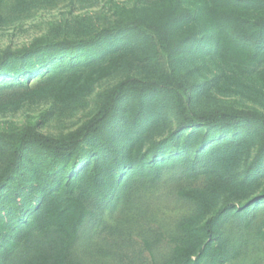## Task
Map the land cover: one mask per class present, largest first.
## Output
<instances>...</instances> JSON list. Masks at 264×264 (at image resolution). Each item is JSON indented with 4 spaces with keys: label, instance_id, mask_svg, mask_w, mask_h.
I'll return each mask as SVG.
<instances>
[{
    "label": "trees",
    "instance_id": "1",
    "mask_svg": "<svg viewBox=\"0 0 264 264\" xmlns=\"http://www.w3.org/2000/svg\"><path fill=\"white\" fill-rule=\"evenodd\" d=\"M157 47L169 57L173 76L121 80L107 91L90 120L70 135L54 136L35 124L22 126L14 141L0 132V143L9 149L0 169V264H38V260L29 259L31 253L41 245H52L56 233L64 238V251L72 250L86 221L94 216L77 194L85 177L95 207L103 205L124 174L129 178L136 173L144 181L139 186L123 182L118 196L143 200L166 176L179 180L202 174L229 175L239 164L238 143L230 137L245 132L255 136L257 149L239 183L264 169L263 110L229 105L189 114L178 93L166 85L173 79L177 87L186 86L181 67L207 51L236 72L264 81V0H152L117 6L113 23L88 37L50 40L40 36L27 45L0 50V80L31 78L61 56L83 58L86 68L69 73L56 86L55 99L65 102L86 94L99 78L115 72L124 51L133 50L140 61H146ZM171 96L179 102V124L144 150L140 140ZM122 100L127 101L128 114L111 133L116 107ZM116 134L122 139L121 146H127V159L119 157ZM90 135L104 150L102 156L111 158L107 169L94 160L86 175L82 171L85 161L77 163L81 143ZM180 185L174 187L176 194L190 206L198 205L196 192ZM39 194L43 198L57 195L65 202L45 200L42 209L41 200L37 202ZM38 210H42L38 221L27 218ZM230 223L226 204L205 217L187 213L174 232L176 244L163 260L151 264H225L238 258H257L255 252L261 251L257 240H264V221L257 220L256 214L249 216L245 224L248 232L241 226L240 214ZM23 227L27 231L22 230L16 239ZM35 229L44 231L35 233Z\"/></svg>",
    "mask_w": 264,
    "mask_h": 264
},
{
    "label": "rangeland",
    "instance_id": "2",
    "mask_svg": "<svg viewBox=\"0 0 264 264\" xmlns=\"http://www.w3.org/2000/svg\"><path fill=\"white\" fill-rule=\"evenodd\" d=\"M144 1L152 0H0V50L7 46L18 48L27 45L40 36L50 40L88 37L113 23L117 6L138 5ZM122 54V63L115 72L99 78L86 94L65 102L55 99L56 86L69 73L86 68L83 58L61 56L31 78L21 76L0 80V132L8 135L7 140L14 141V135L22 126L35 124L45 133L68 136L90 120L102 105L107 91L121 80L128 77L158 80L161 76H173L169 57L158 47L146 61H140L133 50ZM180 70L186 86L177 87L173 79H168L169 84L166 85L178 93L189 114L229 105L256 107L264 111V81L254 75L236 72L209 51L194 63L184 64ZM178 104L171 96L160 113L149 122L140 140L144 150L176 130L179 124ZM127 114V101L122 100L116 107L111 133L120 128ZM230 138L238 143L239 164L229 175L202 174L183 176L179 180L166 176L159 182L158 189L149 191L152 194L143 200L136 196H131V199L118 196L123 182L139 186L144 181L136 173L130 179L124 174L103 205L95 207L96 201L88 196L85 177L77 194L87 202L94 216L86 221L76 245L69 253L65 252L64 238L61 233H56V241L52 245L39 246L29 259L38 260V264L160 262L176 244L174 232L187 213L205 217L224 204L228 206L230 225L236 214H240L241 226L248 232L245 224L249 216L256 214L257 220L264 221V169L240 184L244 168L256 152L257 140L248 132ZM114 143L120 148L119 157L129 158L127 146H121L122 139L117 134ZM80 148L81 159L77 165L85 161L84 174H88L94 160L107 169L111 157L102 156L104 150L94 135L85 137ZM8 155V147L0 143V169ZM179 183L182 189L196 192L198 205L190 206L176 194L174 187ZM39 196V207H44L45 200V203L52 201L61 205L65 202L57 195ZM40 213L39 210L30 212L27 218L38 221ZM24 227L16 233V239L26 229ZM43 231L35 229L33 232ZM257 243L261 247V251L255 252L257 258L247 257L245 261L238 258L225 264H264V240L258 239ZM1 254L8 256L5 252Z\"/></svg>",
    "mask_w": 264,
    "mask_h": 264
}]
</instances>
